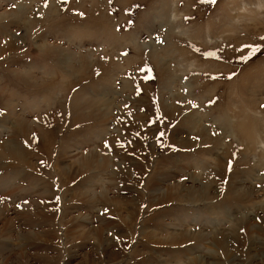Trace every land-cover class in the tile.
I'll use <instances>...</instances> for the list:
<instances>
[{
    "label": "rangeland",
    "instance_id": "rangeland-1",
    "mask_svg": "<svg viewBox=\"0 0 264 264\" xmlns=\"http://www.w3.org/2000/svg\"><path fill=\"white\" fill-rule=\"evenodd\" d=\"M261 37L264 0H0V264H264Z\"/></svg>",
    "mask_w": 264,
    "mask_h": 264
},
{
    "label": "bare ground",
    "instance_id": "bare-ground-1",
    "mask_svg": "<svg viewBox=\"0 0 264 264\" xmlns=\"http://www.w3.org/2000/svg\"><path fill=\"white\" fill-rule=\"evenodd\" d=\"M101 99L103 100V98H101ZM102 100H101V101H102ZM103 101H105V99H104ZM105 107H106V106H105ZM108 107H109V106H108ZM105 109H106V108H105ZM191 117H192V116H191ZM190 120H191V119H190ZM202 186H203V185H202ZM199 188H201V187H199ZM203 188H204V186H203ZM206 188H207V187H206ZM203 191H204V189H202V188H201V191L199 190L200 195H201V193H202ZM192 194H193V195H192ZM194 194L199 195L198 190H197V192H193V193H192V191L190 192V195H191V196H194ZM199 198H200V197H199ZM196 237H200V236H198V235L196 234ZM198 260H200V258H198V259H197V257L194 258V261H195V262H197Z\"/></svg>",
    "mask_w": 264,
    "mask_h": 264
},
{
    "label": "snow or ice",
    "instance_id": "snow-or-ice-1",
    "mask_svg": "<svg viewBox=\"0 0 264 264\" xmlns=\"http://www.w3.org/2000/svg\"><path fill=\"white\" fill-rule=\"evenodd\" d=\"M212 3H215V0H211ZM261 40H264V37L260 38ZM247 47H253V46H247ZM254 50H258V47L255 48ZM209 55H212V53H209Z\"/></svg>",
    "mask_w": 264,
    "mask_h": 264
}]
</instances>
